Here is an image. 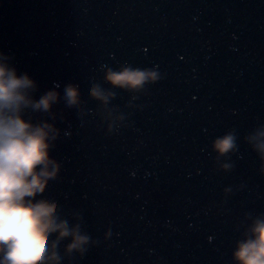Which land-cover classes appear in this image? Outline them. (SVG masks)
Instances as JSON below:
<instances>
[{
  "label": "water",
  "instance_id": "1",
  "mask_svg": "<svg viewBox=\"0 0 264 264\" xmlns=\"http://www.w3.org/2000/svg\"><path fill=\"white\" fill-rule=\"evenodd\" d=\"M0 52L35 98L73 93L71 111L24 115L53 134L36 199L89 235L79 264H239L264 219V0H0ZM124 62L161 80H104ZM92 84L115 94L105 104ZM110 113L123 119L110 127ZM227 132L236 146L219 155Z\"/></svg>",
  "mask_w": 264,
  "mask_h": 264
},
{
  "label": "clouds",
  "instance_id": "2",
  "mask_svg": "<svg viewBox=\"0 0 264 264\" xmlns=\"http://www.w3.org/2000/svg\"><path fill=\"white\" fill-rule=\"evenodd\" d=\"M104 80L138 92L161 80V73L157 66L124 62L116 68L107 67ZM36 87L28 72L21 73L0 52V264H59L57 249L65 238H71L65 246L68 252L83 253L90 243L80 224L70 225L58 209L36 199L53 175V168L45 160L53 134L46 121L35 123L24 112L29 108L48 112L53 104L68 111L73 107V93L68 87L57 84L58 91L50 89L38 99L33 95ZM89 94L106 104L115 93L92 84ZM122 119V115L110 113L109 126ZM258 138H264V131ZM235 146L231 132L217 136L210 145L219 155ZM256 147L264 154V139ZM233 257L239 264H264V219H257L245 238L237 242Z\"/></svg>",
  "mask_w": 264,
  "mask_h": 264
}]
</instances>
